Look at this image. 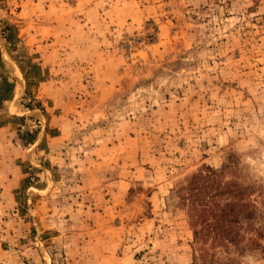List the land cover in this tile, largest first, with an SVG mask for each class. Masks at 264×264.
<instances>
[{
	"label": "rangeland",
	"instance_id": "1",
	"mask_svg": "<svg viewBox=\"0 0 264 264\" xmlns=\"http://www.w3.org/2000/svg\"><path fill=\"white\" fill-rule=\"evenodd\" d=\"M0 264H264V0H0Z\"/></svg>",
	"mask_w": 264,
	"mask_h": 264
},
{
	"label": "trees",
	"instance_id": "2",
	"mask_svg": "<svg viewBox=\"0 0 264 264\" xmlns=\"http://www.w3.org/2000/svg\"><path fill=\"white\" fill-rule=\"evenodd\" d=\"M216 171H214L215 173ZM210 176L203 173L195 174L185 187L189 193L185 195L196 217L194 225L195 236L198 239L208 240L210 237L220 242L239 244L241 240L240 226L244 220L251 221L256 216V211L250 202L244 201L245 193L237 187L223 188L214 181L206 183ZM216 182V181H215ZM215 194L206 198L214 188ZM230 194V200L224 203L216 202L217 195Z\"/></svg>",
	"mask_w": 264,
	"mask_h": 264
}]
</instances>
